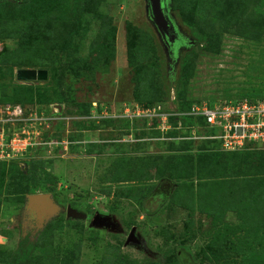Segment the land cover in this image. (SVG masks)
Here are the masks:
<instances>
[{
	"label": "rangeland",
	"instance_id": "rangeland-1",
	"mask_svg": "<svg viewBox=\"0 0 264 264\" xmlns=\"http://www.w3.org/2000/svg\"><path fill=\"white\" fill-rule=\"evenodd\" d=\"M167 5L184 41L174 58L146 0L0 6V105L60 115L53 150L0 164V264H264V150L179 140L191 134L175 119L159 141L147 120L119 119L138 103L177 112L264 97V0ZM22 28L33 39L24 54L11 38ZM20 70L47 79L19 81ZM30 187L51 198L41 225L26 211ZM68 207L84 218H67ZM95 213L117 229L90 228ZM132 229L138 245H126ZM23 239L34 250L22 263Z\"/></svg>",
	"mask_w": 264,
	"mask_h": 264
},
{
	"label": "built area",
	"instance_id": "built-area-1",
	"mask_svg": "<svg viewBox=\"0 0 264 264\" xmlns=\"http://www.w3.org/2000/svg\"><path fill=\"white\" fill-rule=\"evenodd\" d=\"M51 109L52 112L45 113L28 110L19 104L0 105V163L20 161L37 148L48 152L55 148L58 143L44 139V134L55 133L60 123L56 108L52 106ZM119 119L155 123L154 129L162 134L159 141L165 140L163 136L172 130L169 122L175 119L186 123L176 130L187 129L191 134L189 139L179 140L213 141L226 153L248 146L264 150V99L244 97L212 104L197 103L177 112L131 105L123 110Z\"/></svg>",
	"mask_w": 264,
	"mask_h": 264
},
{
	"label": "water",
	"instance_id": "water-1",
	"mask_svg": "<svg viewBox=\"0 0 264 264\" xmlns=\"http://www.w3.org/2000/svg\"><path fill=\"white\" fill-rule=\"evenodd\" d=\"M15 1L19 2L20 0ZM165 1L166 0H146V3L149 19L158 35L161 37L162 41H166V44H170L173 42V38H175L176 31L173 21L168 14L169 9H167L168 7L165 5ZM16 78L19 81H45L47 79V72L20 70L18 71ZM26 211L37 224H43L54 212L50 196L47 194L29 195L27 197ZM66 214L67 218H84L82 215L73 211L69 207L66 209ZM89 227L111 231H115L117 229L109 217L100 215L99 213H95L93 215L90 220ZM130 244H139V241L135 236L134 229L131 230L126 240V245Z\"/></svg>",
	"mask_w": 264,
	"mask_h": 264
},
{
	"label": "trees",
	"instance_id": "trees-1",
	"mask_svg": "<svg viewBox=\"0 0 264 264\" xmlns=\"http://www.w3.org/2000/svg\"><path fill=\"white\" fill-rule=\"evenodd\" d=\"M72 1V5H73V10L74 11H81V5L83 3L84 0H71ZM242 2H244V0H241ZM170 2V0H169ZM18 2L15 1V0H4V1H0V6H4V5H15L17 4ZM251 37V36H250ZM11 38H14L18 41V49L20 50L19 52H21V54H24L26 51H30L29 49H33V42H32V36L29 32L28 29L26 28H22V31H17L15 30L12 34H11ZM31 62H28V61H20V65L21 66H27V65H30ZM252 98V97H251ZM259 99H264V97L262 98H259ZM62 101V99L59 100V103ZM141 102V101H140ZM138 103V102H137ZM17 104L21 105L22 107L28 109V110H34L36 109L37 111H41V112H45V113H48L46 110H43V109H39V108H34L35 106H27L25 104H21V103H18ZM141 107L143 108H151V107H154V105H149V106H145V105H142L140 103H138ZM191 106V105H190ZM190 106H186V107H181L183 111L185 110H188ZM180 107V106H179ZM127 121V120H126ZM125 121V122H126ZM173 121V120H172ZM187 123H191L190 120H187L186 121ZM153 126H155V123L153 124ZM58 128V126L56 127V129ZM56 129H55V133L53 134H50V132H47L46 134H44V139H52L53 140V135L54 134H57L56 133ZM201 143L202 145H210V144H214L216 145V147L218 148L217 146V143L213 142V141H202V142H199ZM201 145V146H202ZM39 152L40 150H45V149H37ZM37 153V152H35ZM34 153V154H35ZM236 153V152H234ZM33 154V156H34ZM16 162V161H14ZM18 162V161H17ZM10 163H13V162H10ZM29 164H33V165H36V164H43V161L41 160H36V159H31L29 162ZM0 164H6V163H0ZM29 164H26V166H29ZM31 168L28 169V171H30ZM29 180H32L35 182V177H31L30 175L28 176ZM37 192V189L36 187H30L28 188V191L27 193L30 194V195H33ZM34 250V245L32 243H30L27 239H23L19 242L18 244V248H17V254H18V261L20 262H25L29 257H30V254L32 253V251Z\"/></svg>",
	"mask_w": 264,
	"mask_h": 264
},
{
	"label": "flooded vegetation",
	"instance_id": "flooded-vegetation-1",
	"mask_svg": "<svg viewBox=\"0 0 264 264\" xmlns=\"http://www.w3.org/2000/svg\"><path fill=\"white\" fill-rule=\"evenodd\" d=\"M167 1L168 0H166L165 2H166V6L168 7V5H167ZM168 9V8H167ZM168 14L170 15V13H169V10H168ZM175 31H176V29H175ZM161 38V37H160ZM163 43H164V45H165V47L167 48V53H168V55H169V57L170 58H174L175 56V51L177 50V48H179V45H180V43L181 44H183L184 43V41H183V39L180 37V35L177 33V31L175 32V38H173V42L172 43H170V44H166V41H163ZM93 217V216H92ZM91 217V218H92ZM91 218H90V220H91Z\"/></svg>",
	"mask_w": 264,
	"mask_h": 264
}]
</instances>
